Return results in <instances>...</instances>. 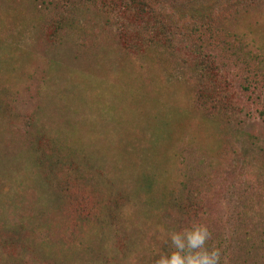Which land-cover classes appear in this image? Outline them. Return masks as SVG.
<instances>
[{"label": "rangeland", "instance_id": "obj_1", "mask_svg": "<svg viewBox=\"0 0 264 264\" xmlns=\"http://www.w3.org/2000/svg\"><path fill=\"white\" fill-rule=\"evenodd\" d=\"M141 1L0 0V264H264V0Z\"/></svg>", "mask_w": 264, "mask_h": 264}, {"label": "clouds", "instance_id": "obj_2", "mask_svg": "<svg viewBox=\"0 0 264 264\" xmlns=\"http://www.w3.org/2000/svg\"><path fill=\"white\" fill-rule=\"evenodd\" d=\"M208 235L203 225L185 230L183 234H171L170 239L176 250L169 256L161 255L156 264H219V250L214 248L209 252L203 248ZM196 249L199 250L193 251Z\"/></svg>", "mask_w": 264, "mask_h": 264}, {"label": "trees", "instance_id": "obj_3", "mask_svg": "<svg viewBox=\"0 0 264 264\" xmlns=\"http://www.w3.org/2000/svg\"><path fill=\"white\" fill-rule=\"evenodd\" d=\"M129 2L131 3V5L133 6H138L141 11L145 12L143 10V7L148 6L144 1L141 0H129ZM192 20L194 22V26L189 29V32L192 36H198L199 37V41H202L203 38L200 37L202 32H214L216 30L212 29V24H215L214 20L212 19V17L210 16H206L204 14H196V15H192ZM157 30L159 31V33L162 36H165V38L167 39L168 37L166 36V34L169 35V38L171 39V37L173 36L172 30L173 27L171 29H169V32H165L167 30V27L165 25H161L160 28H157ZM186 39H189L188 35H185ZM193 52L198 56V62L196 64V69L198 70H209L210 69V58L203 52V49L201 48V44L198 45H194V49ZM212 61V60H211ZM244 90L247 87H242ZM178 206L180 207V209L182 211L185 212H190L191 210H194V207L192 204L188 203V202H179ZM187 246V245H186ZM203 248L205 249V245H203ZM176 249H172L168 254H166L167 252H165L164 256H169L173 251H175ZM199 249L193 250V251H198ZM206 250V249H205Z\"/></svg>", "mask_w": 264, "mask_h": 264}]
</instances>
